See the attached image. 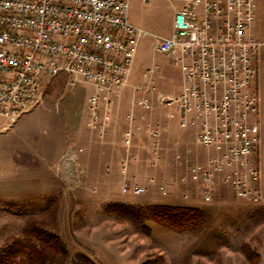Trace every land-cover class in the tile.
<instances>
[{"label":"built area","instance_id":"1","mask_svg":"<svg viewBox=\"0 0 264 264\" xmlns=\"http://www.w3.org/2000/svg\"><path fill=\"white\" fill-rule=\"evenodd\" d=\"M178 1L170 35L151 37L152 53L169 56L180 68L181 90L160 93L144 75L131 109L150 115L156 102L167 120L193 130V144L204 157L186 170L204 202L213 199L215 179L221 177L237 200L262 204L261 169L253 155L260 147L261 97L254 83L264 34L256 39L250 33L255 0ZM147 34L129 22L128 0H0V132L41 103L52 79L65 76L69 86L91 89L86 127L105 142L115 122L113 101L126 87L138 43ZM131 109L124 122H135ZM138 129L145 133L144 148L156 156L157 126L149 117ZM133 138L128 128L118 143L128 149ZM136 160L131 153L129 161ZM119 172L128 173L125 161ZM159 189L166 193V185ZM144 191L135 182L121 184L124 194Z\"/></svg>","mask_w":264,"mask_h":264},{"label":"rangeland","instance_id":"2","mask_svg":"<svg viewBox=\"0 0 264 264\" xmlns=\"http://www.w3.org/2000/svg\"><path fill=\"white\" fill-rule=\"evenodd\" d=\"M180 5L178 0H128L129 22L148 34L138 43L126 87L113 101L115 122L105 142L86 127L91 89L82 84L71 87L65 76L52 79L41 103L0 132V246L21 236L25 221L35 219L62 239L70 256L82 253L97 264H264V210L236 202L228 186H221L210 202H201L199 187L185 169L188 159L179 156L182 151L168 142L163 154H148L141 150L147 144L139 135L142 129L133 138L137 146L125 149L118 143L128 129L123 118L136 97L134 88L144 75L160 93L181 90L180 68L169 56L152 53L151 37L170 35L172 16ZM154 106L160 113L156 102ZM169 125L175 136L188 132L183 146L189 148L187 156L196 153L203 159L204 152L190 144L193 130L179 129L174 121ZM131 153L137 155L136 162L129 161ZM122 161L131 175L120 174ZM134 180L146 190L139 195L122 193V182ZM163 185L166 193L159 189ZM183 196L195 202H182ZM110 203L189 205L202 212L204 222L199 230L175 233L148 221L146 235L105 213Z\"/></svg>","mask_w":264,"mask_h":264},{"label":"trees","instance_id":"3","mask_svg":"<svg viewBox=\"0 0 264 264\" xmlns=\"http://www.w3.org/2000/svg\"><path fill=\"white\" fill-rule=\"evenodd\" d=\"M104 212L127 221L146 235H149L148 221L175 233L199 230L204 222L200 210L183 205L110 203ZM0 264L97 263L82 253L70 256L64 242L55 232L43 227L35 219H27L21 229V236H14L0 246Z\"/></svg>","mask_w":264,"mask_h":264},{"label":"crops","instance_id":"4","mask_svg":"<svg viewBox=\"0 0 264 264\" xmlns=\"http://www.w3.org/2000/svg\"><path fill=\"white\" fill-rule=\"evenodd\" d=\"M250 33L256 39H261L263 37V34H264V0H255V18H254L253 24L251 25ZM258 68H259L258 76L256 78V82L254 83V87H256L258 89V91L260 93V97H261L260 110H259L260 147H259L258 152L253 155V158L256 161H258V163L260 165V169H261L260 189H261L262 196L264 198V52H262L260 57H259ZM131 110L133 111L136 120L133 123L125 122V125L133 131V134L135 136L138 135L136 132L138 130V127L142 128V126L145 123V121L147 120V118L150 117L152 123L155 124L159 130L158 144H159L160 150L162 152L161 154H163V152L165 150V148L162 149L163 147H165L164 144L169 142L170 144H172L171 148L182 151L181 152L182 154H180L179 156L182 157V159H186V160L188 159V161L186 162L187 164L191 163L189 161V158H190V160L192 158L193 162L195 160H202V158L199 157L196 153L193 155V157L187 156L186 152H189V148H186V150H185L183 146L187 143L186 141H187V138L189 136L188 132L187 131L176 132V136H175V134H174L175 132L173 131V127L169 125V123L172 121L167 120L165 118L163 110H160V113L157 112V110H153L150 115H148L146 112H144L140 109H137V108H132ZM158 113L162 114V116L161 115L159 116ZM175 124H176V122H175ZM139 135L143 136V140L146 141L145 133L143 131H142V133L140 132ZM133 144H135L134 141H133ZM190 144L194 145L193 144V138H192V141H190ZM133 148H134V146H133ZM143 148H144V146L141 145V150ZM147 153L151 154L149 152H147ZM132 154H134V153H132ZM179 156H178V158H179ZM160 157H158V158H160ZM158 158H155V160H157ZM131 163H133V162H131ZM150 163H152V162L150 161ZM176 165H178V166L181 165L183 167L185 165V163H181L179 161H176ZM131 168H129V171L131 170ZM185 169H186V166H185ZM128 174H129V172H128ZM129 175H131V174H129ZM134 182L140 186H143V185L139 184L138 182H136V180H134ZM221 186L227 189V185L222 182L221 177H217L215 179V186H214V193L215 194L214 195H216V192L220 190ZM145 190H146V188H145ZM195 193H196V196H198L197 191H195ZM198 197L200 198L201 202H204L200 197V191H199ZM181 199H182V202H189V203L195 202V201L187 200L186 196H183ZM235 201L242 204V205H246V206H250L252 208L264 210V203H262V204H251L248 202L239 201L237 199ZM189 207H192V206H189Z\"/></svg>","mask_w":264,"mask_h":264}]
</instances>
